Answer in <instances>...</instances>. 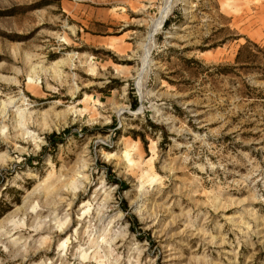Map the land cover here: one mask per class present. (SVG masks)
Returning <instances> with one entry per match:
<instances>
[{
	"label": "rangeland",
	"instance_id": "1",
	"mask_svg": "<svg viewBox=\"0 0 264 264\" xmlns=\"http://www.w3.org/2000/svg\"><path fill=\"white\" fill-rule=\"evenodd\" d=\"M166 2L0 0V264H264V0Z\"/></svg>",
	"mask_w": 264,
	"mask_h": 264
},
{
	"label": "bare ground",
	"instance_id": "2",
	"mask_svg": "<svg viewBox=\"0 0 264 264\" xmlns=\"http://www.w3.org/2000/svg\"><path fill=\"white\" fill-rule=\"evenodd\" d=\"M164 10H165L164 11L165 14L159 20V22L157 24L158 27L162 24L164 18L168 14V11H169V0H167ZM41 69L44 70V71L50 72L53 76L60 75V72H61L58 68H55V67H44L43 66V67H41ZM33 71L35 72V69ZM28 82H29V84H33L34 83V78H33L32 75H30ZM12 101H13V98L12 99L10 98L9 102L4 101V100L1 101V103H0V114H2L3 117H5L7 115V112L9 110V105H10V103ZM75 112H76L75 108H69L66 112H57V113H55V119L63 121V125H64L68 120H72V114L75 113ZM43 116H44V113H42V112L37 113L35 111H32L30 107L29 108H26V107H24V108L16 107L15 108V113H14V116L12 118L13 119L12 127H13V130H14L13 131L14 132L13 139L15 140V142H14V146L15 147L18 146L17 145L18 143L28 142V140L30 138H33V136L35 134L33 133V131H31V129H30L31 127H34V125H36V124H41L42 126H44L45 123L43 121H39V119L42 118ZM52 127L48 128V129H51ZM5 128H7V125L4 122H0V136L2 135L1 139L6 140L8 143H10V141L7 140L8 134H7V131H5L6 130ZM54 128H59V127H58V125L54 124L53 129ZM104 153H106V152H104ZM107 154H108L109 157L114 155V153H107ZM100 190H102V188ZM104 194H106V191L104 192ZM75 196H76V194L73 195L72 200H74L76 198ZM73 202H71L70 205H73ZM67 226L62 228L61 231L57 235L60 236V235L65 234L66 232H63V231L65 230V228ZM49 249H50V247L47 249V251H49ZM43 250H45V249H43Z\"/></svg>",
	"mask_w": 264,
	"mask_h": 264
},
{
	"label": "trees",
	"instance_id": "3",
	"mask_svg": "<svg viewBox=\"0 0 264 264\" xmlns=\"http://www.w3.org/2000/svg\"><path fill=\"white\" fill-rule=\"evenodd\" d=\"M168 22H169V19H166L165 24H168ZM231 37L232 38H238L239 35H237V36L232 35ZM250 44L254 45L258 51H263V49H264V44L262 46H260L257 42L250 40L248 37H245V42L241 43L237 49V52H236L235 57H234V62L231 65L224 67L226 69H224L223 71L220 70L219 72H223V73L233 72L234 74L239 75V73L234 69H239V70L245 71L248 68L255 67V68H260V69L264 70V59L261 57L259 58L257 53H250V54H247V56H244V52H245L247 46ZM262 57H264V56H262ZM259 78L264 79V73H262ZM242 83H243V86L246 89H248V90H245V89L240 90L239 89V92L242 96H244L246 98H255V99L264 98L263 92H261V91L260 92H253V89H256L255 86L250 85L245 80H242ZM136 102H137V100L135 98L131 101V105L132 106L136 105Z\"/></svg>",
	"mask_w": 264,
	"mask_h": 264
}]
</instances>
